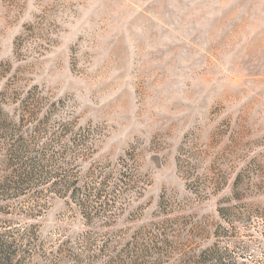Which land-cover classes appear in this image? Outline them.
Wrapping results in <instances>:
<instances>
[{
    "label": "rangeland",
    "instance_id": "obj_1",
    "mask_svg": "<svg viewBox=\"0 0 264 264\" xmlns=\"http://www.w3.org/2000/svg\"><path fill=\"white\" fill-rule=\"evenodd\" d=\"M5 249L264 264V0H0Z\"/></svg>",
    "mask_w": 264,
    "mask_h": 264
},
{
    "label": "trees",
    "instance_id": "obj_2",
    "mask_svg": "<svg viewBox=\"0 0 264 264\" xmlns=\"http://www.w3.org/2000/svg\"><path fill=\"white\" fill-rule=\"evenodd\" d=\"M15 255L9 250H0V264H15Z\"/></svg>",
    "mask_w": 264,
    "mask_h": 264
}]
</instances>
